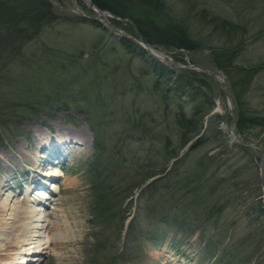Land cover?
<instances>
[{
  "label": "rangeland",
  "instance_id": "1",
  "mask_svg": "<svg viewBox=\"0 0 264 264\" xmlns=\"http://www.w3.org/2000/svg\"><path fill=\"white\" fill-rule=\"evenodd\" d=\"M47 1L56 22L42 28L30 42L16 40L20 46L17 53H12L16 43L11 46V53L0 52V201L7 197L16 213L22 212L25 199L32 197L35 190L50 189L49 182L45 183L47 180L41 176L48 171L47 165H58L62 169L61 177L56 176L59 193L49 192L52 198L46 200L50 223L47 234L56 244L35 264H264V220L249 206L243 209L240 203L246 191L253 192L256 181L260 182V152L255 148L253 167L250 164L245 172L237 167L246 160L235 154L226 165L217 164V175L228 183L223 187L226 191L220 197L202 195L201 201L208 206L216 204L221 211L207 215L194 210L189 227L181 230L161 226L167 230L160 245L147 241L156 232L154 222L158 218L146 212L152 203L144 205L148 200L137 199L140 190L133 191L123 209L120 207V215L127 219L121 228L120 219L104 226L108 221L105 213L102 218L93 213L98 189H94L95 183L91 185L88 165L95 156L99 157L94 167L96 175L100 180L102 176L109 177L101 186L104 192L109 184L126 189L130 177L139 179L141 172L147 169L156 174L166 167L155 176L164 177L175 160L189 153L186 148L192 140L179 150L180 133L173 122L164 121V109L175 112V105L180 103L188 117L193 106L201 104L204 108L206 100H212L213 112L222 118L216 127L222 130L230 145L237 140L229 121L231 111L217 80L209 82V89L199 82L184 95L168 90L165 99L164 91H152L150 87L156 80L161 89L166 85L170 87L172 81L167 83L168 79L156 76L160 69H153L146 54L139 56L136 50L129 53L113 37L114 29L130 37L132 33L137 36L128 19L112 18L117 22L113 25L110 18L106 21L87 9L83 0ZM163 4L167 20L186 27L188 36L200 47L185 51L151 46L160 57L181 58L183 61L178 62L181 65L189 62L216 73L212 62L215 56L211 54L221 47L234 49L239 39H245L234 64L249 68L264 62L262 1L163 0ZM216 18L228 21L236 29L224 33L219 26L203 24L206 19ZM101 22L108 28L113 27L112 30H105ZM164 67L174 70L169 64ZM216 74L222 77L221 73ZM84 84L88 85L86 92L80 94ZM198 92L205 93L207 98L196 95ZM241 97L243 107L264 117L263 68L258 70L249 90ZM131 118L134 122L126 123ZM149 134L155 141L150 142ZM243 137L247 142L264 147V128H248ZM95 138L99 140V151L93 146ZM165 138L174 152L179 153V157L170 159L167 165ZM61 141L68 142L59 145ZM216 145L212 140L199 145L179 170L192 163L195 168L196 162ZM33 158H37L39 168H34ZM46 159L51 160L49 164ZM230 164L235 167L234 174L227 170ZM233 183L237 184L234 189ZM254 191L253 196L262 195L260 184ZM131 219H134L136 233L129 234L127 240L132 242L126 247V225ZM210 236L213 239L208 244ZM120 252L122 258L113 260Z\"/></svg>",
  "mask_w": 264,
  "mask_h": 264
},
{
  "label": "trees",
  "instance_id": "2",
  "mask_svg": "<svg viewBox=\"0 0 264 264\" xmlns=\"http://www.w3.org/2000/svg\"><path fill=\"white\" fill-rule=\"evenodd\" d=\"M249 1L252 2L253 0ZM260 1L263 3L260 9L264 10V0ZM91 2L98 9L110 12L115 18L128 19L130 21V28L135 30L138 37L133 33L128 34L145 41V44L149 46L163 48L176 47L179 50L185 51L196 50L199 46L197 42H194L193 39L188 36L186 27L184 28L181 24L176 23L175 21L171 22L170 20H167L168 18L164 13L165 6L163 0H91ZM49 5V1L47 0H0V52H10L11 46H13V43H16L17 47L13 49L14 52L12 53H17L20 46L17 44L18 42L16 40L22 41L26 39L24 42H30L40 34L42 28L46 27L48 24H54L57 18L54 16ZM110 20L113 25L117 24L114 19L110 18ZM90 21L93 22L92 20ZM206 23L213 24L217 28L219 26V29L224 33H230L236 29L235 25L222 19H206L203 24ZM244 40L239 39L234 49H230V46L221 47L216 53L211 54V56H215V60H212L214 67L217 69L215 72L221 73V75L225 77L227 87L226 92L228 96L232 98L231 102L235 110L233 113L234 120L232 124L234 125V128L237 129L238 134L242 139H245L243 133L246 132L248 128H253V126L255 128H264V117L254 115L253 111H249L248 108L243 107L241 95L249 90L251 80L254 79L258 70L261 68L264 69V62H260L258 66H250L249 68L234 64V60L238 56L237 54L245 45L243 44L245 43ZM118 42H120L129 53H132L135 50L138 51L137 54L139 56H143L146 53L142 49H139L134 42H131L124 37L118 39ZM172 58L179 63L183 61L181 58ZM147 59L151 60L154 70L155 68L160 69L159 73L156 75L158 78L162 77L163 79H168L167 83L172 81L170 87L166 85L163 89L159 87L160 83L158 80H156L154 85L150 87L154 92L156 90L164 91V99L168 94V90H173L177 94L184 95L188 94L187 91H191L192 88H194V85H198L199 82L209 89V82L212 83L215 81V79L200 73V71L196 72L189 69L184 70L179 68H173L174 70L170 71L167 67L165 68L158 64L156 60L150 59L149 57ZM87 86L88 85L84 84V86L80 88L79 93L82 94L83 91L86 92L85 87ZM195 89L198 90L197 87ZM90 91L93 92V90ZM148 92L150 93V91ZM199 94L202 97L207 98V96L205 97V93L198 92L196 95ZM72 102L74 101L72 100ZM212 102V100L209 101L207 99L204 108H201V104L193 106L191 108L192 112L188 117L184 110H182L180 103L175 105L177 108L175 112H171L170 108L164 109V117L162 116V118H165L164 121L167 122V124H172L173 122V126L176 125L178 132L180 133L178 136L179 142L181 143L179 150L181 146L183 148L188 145L191 139L193 140L190 141V146L186 148L189 153H186L175 160L172 163L171 171L164 177L160 176L155 178V176L163 173L166 167L160 168L159 172L156 174H154L151 169H147L141 172V177L139 179L136 177H130L126 189L121 190V188H116L117 186L109 184L106 186L108 188L107 192H104L101 186L108 181L109 177L102 176V180H100L98 174L96 175V169L94 167L96 166L99 157L95 156L94 161L88 165L90 168L88 175L91 178V185L95 183L94 189H98L95 194L94 202L99 203L97 205L94 203L95 207L92 208L94 209V211H92L95 215L97 214L98 217L101 216V218L103 213H105L108 221L105 222L104 226H110L120 219L118 223H120L119 226L121 228L123 223L127 220L126 218L124 220L120 215L121 209H123L124 202L133 196V191L135 190H140L137 196L139 201H142L143 199L148 200L144 202V205L152 203L151 209L146 211L148 212V215H153V217L158 218V221L154 222L156 234L154 233L153 237L147 238V241L155 246L163 243V236L167 229L176 228V230H181L184 226L189 227L194 210L197 211L198 209L199 212L203 214L206 213L207 215H212L215 212L219 213L221 211L216 204L208 206L209 204L201 201V198H203L202 195L208 197H220L226 191L223 187L228 183L223 180V177L217 175V164H221L219 167L226 165L231 156L235 154L238 155L241 160H246L243 165L237 167L245 172V170H247L246 167H249L250 164H252L253 167L255 162V151L244 143L234 142L230 145L224 139L222 130L217 129L216 127V123H219L222 118H220L218 114L213 113L214 109ZM74 103L77 102L75 101ZM211 112L213 114H210ZM131 119H127L126 123L131 124L134 122V119ZM227 119H229V117ZM229 121L231 122V119H229ZM167 126L165 127L167 128ZM95 139L93 146L99 151L101 149V147L98 146L99 140L97 141L98 138ZM149 140L150 142L155 141L153 138H150V134ZM209 140L217 143L216 147H213L211 152L205 153L202 159L196 162L195 168H193L195 164L192 163L191 166L179 170L182 165L188 163V158L192 153L191 151L202 143H208ZM163 143L164 153L168 156L165 161V165H167V162L170 161V159L174 160L179 157V153L177 151L174 152V149L172 148V145L168 143L167 138L164 139ZM262 149L264 150V147H262ZM131 166L138 165H136V163H131ZM198 167L199 169L196 172L195 170ZM226 167L228 171H231L234 174L235 167L233 169L231 164ZM98 181H100V187L96 184ZM245 182L248 184V181ZM256 183H258L256 186L257 188L253 187V192L246 191V196L242 198L240 203L243 206V209L249 206L258 213L260 219L264 220V207L259 198L261 194H255L253 196V193L255 192L254 190L258 189L260 182L256 181ZM236 185L233 183L231 187L234 189ZM230 192H232V190ZM99 194L100 196L97 199ZM162 195L165 197L164 199ZM130 203L131 201L129 202L128 207H130ZM161 226H165L167 229L165 230L161 228ZM135 228L134 219H131L126 225L128 231L126 233V240L129 234H131V236L133 234L134 236V233H136ZM142 237L140 234V238ZM212 239V236L207 238L208 241H206L208 244H210ZM130 241L127 240L124 246L127 247V244L132 242ZM120 255L122 256V252L115 255L113 260L118 258L121 259L122 257Z\"/></svg>",
  "mask_w": 264,
  "mask_h": 264
},
{
  "label": "bare ground",
  "instance_id": "3",
  "mask_svg": "<svg viewBox=\"0 0 264 264\" xmlns=\"http://www.w3.org/2000/svg\"><path fill=\"white\" fill-rule=\"evenodd\" d=\"M97 15L106 21L107 18H112V16L117 19L114 15L107 16L102 12ZM67 142L61 141L59 145L67 144ZM71 142L73 141H69V143ZM36 159L33 158V165L34 168H39L40 164ZM50 161V159H46L45 162L49 164ZM50 166V164L47 165L48 171L41 175L44 178H49L50 189L47 190L48 192L43 189L35 190L32 197L25 199V208L22 212L16 213L13 207L8 204L9 199L7 197L1 199L0 264H35L40 260L42 254L55 246L56 242L49 239L47 234V226L50 223L49 213L46 212V200L52 198L49 192H57L59 183L56 181V176L61 177L62 172L56 166ZM13 220L15 223L12 222Z\"/></svg>",
  "mask_w": 264,
  "mask_h": 264
},
{
  "label": "water",
  "instance_id": "4",
  "mask_svg": "<svg viewBox=\"0 0 264 264\" xmlns=\"http://www.w3.org/2000/svg\"><path fill=\"white\" fill-rule=\"evenodd\" d=\"M83 4L86 6L87 9H90L92 12H94V14H99V12H102L104 14H106L107 16H112V14L110 12H107V11H102V9H98L96 6H94L91 2V0H83ZM113 18V16H112ZM119 20V19H117ZM102 24V22H101ZM102 27L105 28V30H108V31H111L112 29L108 28L107 26H105L104 24H102ZM112 35L115 39H120L122 38V36H124L125 38L131 40L132 42H135V45L138 46L140 49H143L146 51V55L151 58V59H154V60H157V62H159L160 64L162 65H165L166 62H168L169 64H171L174 68H179V69H189V70H195V71H200L201 73H203L204 75L206 76H210L211 78L217 80V82H220L221 84V87H222V93H223V96L225 98H227L228 100V107L230 108V117L232 118L233 117V112H234V108L232 106V99L231 97L228 96L227 94V87H226V83H225V79L222 78L220 75L218 74H215V73H212L210 72L209 70H205L203 69L202 67H199V65H196V64H192V63H186V65L184 66H181V65H178L177 61L173 60V59H168V58H161L159 57L158 55H156V53H154L145 43L144 41H138L136 39H134L133 37H129V36H125L123 34V32H119L117 30H112ZM87 56V54H85L83 57L85 58ZM235 131L237 132V137L240 139V141L242 143H244L246 146L252 148V149H257L259 152H260V164L258 165V170H259V174H258V178H259V181H260V188H261V191H262V195L260 197L261 199V202L263 203L264 205V170H263V164H264V156H263V153H264V150L258 145L256 144L255 142L252 143V142H246L245 139H242L240 137V135L238 134V131L235 129ZM264 207V206H263Z\"/></svg>",
  "mask_w": 264,
  "mask_h": 264
}]
</instances>
